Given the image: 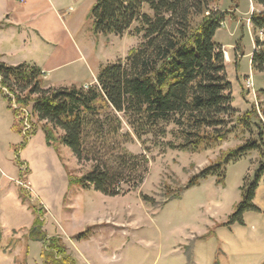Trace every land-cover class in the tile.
I'll return each instance as SVG.
<instances>
[{"label":"trees","instance_id":"1","mask_svg":"<svg viewBox=\"0 0 264 264\" xmlns=\"http://www.w3.org/2000/svg\"><path fill=\"white\" fill-rule=\"evenodd\" d=\"M252 1L262 10L252 14L251 24L257 36H264V0ZM219 2L96 0L88 16L95 36H123L139 24L134 35L143 36V43L130 51L126 62L103 68L98 83L88 88L76 85L45 88L41 69L27 64L11 67L0 63L1 94L17 120L14 129L23 135V143L15 148L18 165L23 166L20 151L41 130L46 144L62 162L61 149L68 148L80 164L91 165L83 175L64 165L69 191L93 189L117 197L137 190L149 173L148 157L134 155L125 147L133 142V135L139 140L150 135L165 139L167 127L174 125V140L164 148L196 154L225 142L232 132L230 124L236 118L245 131H251L256 109L240 116L234 107L225 52L215 40L227 16H234L231 11L222 12ZM255 46L252 69L264 74V40L258 36ZM260 95L264 99V90ZM25 114L29 116L28 130L24 127ZM124 125L133 135L122 134ZM256 127L259 130V125ZM253 151L260 152L264 158L262 130L257 140H248L224 153L217 163L194 175L186 186L170 191L169 201L179 199L184 191L199 186L209 177H215L223 185L227 165ZM261 184H264V163L253 184L245 181L242 200L225 226H243L247 213L261 212L255 204ZM26 195L20 189L24 203ZM142 199L148 205L155 204L149 196L143 195ZM35 213L30 238L43 241L44 264H77L61 237H51L43 231L44 207L36 205ZM93 229L88 228L76 238L89 239Z\"/></svg>","mask_w":264,"mask_h":264},{"label":"rangeland","instance_id":"2","mask_svg":"<svg viewBox=\"0 0 264 264\" xmlns=\"http://www.w3.org/2000/svg\"><path fill=\"white\" fill-rule=\"evenodd\" d=\"M95 3L96 0H82L73 14L74 21L85 27L90 49L87 80L93 81L85 86L72 84L63 87L76 85L88 88L96 85L103 68L120 61L126 62L130 51L143 43V36L134 35L139 24H135L123 36H95L92 22L88 19ZM219 9L234 14L227 16L215 38L225 52L228 76L233 85V105L240 111V116L255 108V126L251 131H245L236 118L230 124L232 132L225 142L214 149L192 154L164 148L167 142L174 140V125L167 127L165 139L150 135L141 140L124 125L122 134L133 135V142L126 144V149L134 155L148 157L149 173L144 183L127 195L108 197L93 189L69 191L67 207L74 209V212L72 225L67 227L69 230L65 231L68 232L65 237L72 247L69 253L74 258L77 255L80 260H87L86 250L84 252L82 246L77 244L81 240L76 237L84 232L82 228L88 226L86 216L92 212L100 213L106 219L114 218V222L110 221L112 224L92 227V236L96 232L99 235L96 242L90 245V256L101 250L103 256L108 257L94 264H227V259L231 264H251L264 256V234L259 235V225H255L254 221L260 219L264 223V216L250 212L245 215L243 226H225L242 200L241 189L245 181L253 184L256 180L261 163H264L260 152H250L243 159L229 163L223 185L218 184L215 177H209L199 186L184 191L179 199L169 201L170 191H178L186 186L194 175L217 163L224 153L241 147L248 140H257L259 131L264 132V99L260 95L264 90V74L255 72L251 64L256 39L259 36L264 40V36L256 35L250 21L252 14L260 12L262 8L252 0H220ZM44 82L45 88L52 86L50 82L46 84L45 78ZM2 90L7 94L5 89ZM24 117L28 123V114ZM256 125H259V130ZM61 156L64 164L58 157L59 162L54 165L46 158L42 159L37 151L27 153L33 171L21 160L22 168L17 160L14 162L15 168L9 162L6 170L17 181L7 179L0 184V198L5 200L0 201L3 212L0 217V264H44L43 241L30 238V226L36 217L35 206L40 205L31 187L36 192L34 194L41 197V194H50V187L56 186L62 190L67 187L68 174L64 165L79 175L91 169L89 164H80L68 148L61 149ZM30 176L32 180L29 182ZM20 189L26 191L25 203L20 198ZM80 192L81 196L78 195ZM143 195L153 198L154 206L146 204ZM47 216L48 213L44 217L46 226L43 231L48 235L64 233L54 221L55 218L49 220ZM85 263L88 264L87 261ZM77 264L84 262L77 261Z\"/></svg>","mask_w":264,"mask_h":264},{"label":"crops","instance_id":"3","mask_svg":"<svg viewBox=\"0 0 264 264\" xmlns=\"http://www.w3.org/2000/svg\"><path fill=\"white\" fill-rule=\"evenodd\" d=\"M81 1L25 0V3L22 4L18 0H0V63L11 67L23 64L35 66L43 71L46 84L49 85L50 82L53 88L72 84L84 86L91 84L93 80L91 82L87 80L90 73V49L87 34L85 27L80 23L77 24L73 16ZM16 123L17 120L0 90V184L7 179L17 181L15 176H10L6 170L9 167V162L14 166L17 158L15 148L23 143V135L14 129ZM33 151L39 152L40 157L46 158L50 164L56 165L59 162L57 154L47 146L45 135L41 130L29 140L27 146L19 153V159L29 167L30 171L33 168L30 159L26 156L27 153L29 155ZM31 180L30 176L29 182ZM67 183L68 185H65L67 187L63 190L56 186L50 187V194H41V197L34 194L36 192L32 187L31 191L33 196L39 200V204L46 210V215L48 213L47 218L49 220L55 218L56 224L61 228V231H64V233L54 232L49 236L60 235L68 250L69 248L72 250L65 237L68 235L65 234L68 233L65 231L69 230L67 227L72 225L71 216L74 212V209L67 207L68 177ZM78 195L81 196L82 192ZM1 200L5 201L0 198ZM255 204L261 209V212L254 214L260 217L264 216V184H261L257 190ZM52 207L56 209V212H53L54 208ZM2 213L0 209V217ZM105 219V216L100 213L88 214L86 220L89 221V224L82 228V231L94 226L112 224L110 221L114 222V218ZM254 221L255 225H259V235H263L264 223H261L260 219H254ZM46 230H48L47 227ZM97 233L88 240H81L77 243L82 246L84 252L86 250L85 256L88 264L108 259L103 256L101 250L90 256V245L96 242L99 235ZM98 248L101 249L100 246ZM74 256L77 261L86 264L85 259L80 260L77 255ZM89 257L94 260H90ZM227 264H231L230 259H227ZM251 264H264V256Z\"/></svg>","mask_w":264,"mask_h":264},{"label":"built area","instance_id":"4","mask_svg":"<svg viewBox=\"0 0 264 264\" xmlns=\"http://www.w3.org/2000/svg\"><path fill=\"white\" fill-rule=\"evenodd\" d=\"M20 3H22V4H24L25 3V0H18ZM0 81H1V78H0ZM7 92V91H6ZM25 127H26V129L25 130H28V129H30V126H29V123H27L26 122V124H25Z\"/></svg>","mask_w":264,"mask_h":264}]
</instances>
